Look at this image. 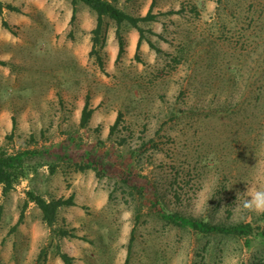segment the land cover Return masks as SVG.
I'll return each instance as SVG.
<instances>
[{"label": "rangeland", "instance_id": "374dc122", "mask_svg": "<svg viewBox=\"0 0 264 264\" xmlns=\"http://www.w3.org/2000/svg\"><path fill=\"white\" fill-rule=\"evenodd\" d=\"M0 1V153H34L0 187V264H264V214L238 200L264 169V0H108L152 8L139 50V31L109 17L93 47L83 3L73 20L71 0ZM28 191L75 206L48 226Z\"/></svg>", "mask_w": 264, "mask_h": 264}, {"label": "trees", "instance_id": "16d2710c", "mask_svg": "<svg viewBox=\"0 0 264 264\" xmlns=\"http://www.w3.org/2000/svg\"><path fill=\"white\" fill-rule=\"evenodd\" d=\"M117 1V0H115ZM72 5L74 6V15L72 19L74 20L76 17V6L79 3L85 4L89 7L92 11H94L97 15V25L96 28L92 31L93 34V47H96L100 42V37L103 32L104 24H105V17H109L114 20L117 25H122L127 23L131 25L133 28L139 31V40L137 43V49L139 50L141 47L142 42L146 39L145 31L140 26L141 23L144 22H153L156 19V16L152 13V8L149 10L146 16L144 17H134L130 14H127L115 4L111 3L108 0H71ZM7 8L10 11H17L16 7L8 5ZM4 7L2 2L0 1V13H2ZM3 25L6 27L7 23L4 21ZM8 28V27H7ZM117 39L119 44V52L118 58H120L125 52V45L124 39L120 32L117 30ZM151 47L154 45L151 43ZM159 51V50H158ZM98 60L101 62V57H98ZM93 114V109L89 107V101L86 102L84 110L82 112V122L87 124ZM118 122V121H117ZM13 127H16V120L13 121ZM113 127L112 130H114ZM34 154L30 151H21L17 152L16 154H9L7 152L0 153V187H3L4 193H8L14 189L15 184L22 178L27 177L28 172L26 170V166L24 163V159L28 156ZM28 200L34 202L37 207L41 210L43 221L48 225L52 226L57 219L58 210L62 207L66 206H75L74 196H70L68 199L59 198L53 199L51 201H47L41 195L34 193L33 191L27 192ZM25 208L21 212L19 221L17 225L23 223L25 219ZM165 219L179 224L184 227H190L195 229L196 231L203 233V234H212V233H223V234H232V235H240V236H248L252 234V227L247 224H240L237 226L225 227V226H213L209 223L191 219L184 217L180 214L176 213H163L162 215ZM63 236H66L67 233L65 231L62 232ZM62 259L65 264H73L72 258L67 254L62 255Z\"/></svg>", "mask_w": 264, "mask_h": 264}, {"label": "clouds", "instance_id": "9594fccd", "mask_svg": "<svg viewBox=\"0 0 264 264\" xmlns=\"http://www.w3.org/2000/svg\"><path fill=\"white\" fill-rule=\"evenodd\" d=\"M205 194L208 195L209 193ZM242 195L247 197L242 202L243 208L257 214H264V169L258 173L257 182L248 184V188L244 194L238 193V200Z\"/></svg>", "mask_w": 264, "mask_h": 264}, {"label": "crops", "instance_id": "0c3cea01", "mask_svg": "<svg viewBox=\"0 0 264 264\" xmlns=\"http://www.w3.org/2000/svg\"><path fill=\"white\" fill-rule=\"evenodd\" d=\"M92 13H93V17H96V16H95L96 13H95L94 11H92Z\"/></svg>", "mask_w": 264, "mask_h": 264}]
</instances>
